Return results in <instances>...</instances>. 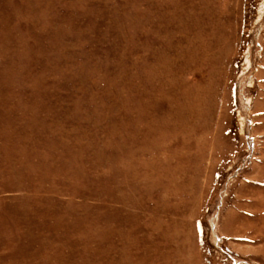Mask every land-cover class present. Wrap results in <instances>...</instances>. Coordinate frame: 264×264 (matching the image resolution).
<instances>
[{
	"label": "rangeland",
	"instance_id": "374dc122",
	"mask_svg": "<svg viewBox=\"0 0 264 264\" xmlns=\"http://www.w3.org/2000/svg\"><path fill=\"white\" fill-rule=\"evenodd\" d=\"M236 260L264 264V0H0V264Z\"/></svg>",
	"mask_w": 264,
	"mask_h": 264
},
{
	"label": "built area",
	"instance_id": "2783aa9c",
	"mask_svg": "<svg viewBox=\"0 0 264 264\" xmlns=\"http://www.w3.org/2000/svg\"><path fill=\"white\" fill-rule=\"evenodd\" d=\"M210 227V230H212L211 226ZM216 243V248L218 246V244L220 243V240L217 238V239H214V244ZM221 254V253H220ZM222 255V254H221ZM223 258H227L226 254L224 253V255H222ZM234 264H242L240 262H238L237 260L236 261H233Z\"/></svg>",
	"mask_w": 264,
	"mask_h": 264
}]
</instances>
